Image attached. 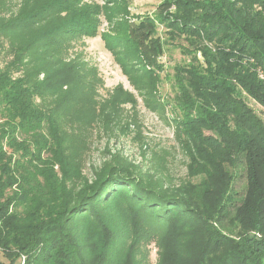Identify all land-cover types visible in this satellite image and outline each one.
Returning a JSON list of instances; mask_svg holds the SVG:
<instances>
[{
  "label": "trees",
  "instance_id": "1",
  "mask_svg": "<svg viewBox=\"0 0 264 264\" xmlns=\"http://www.w3.org/2000/svg\"><path fill=\"white\" fill-rule=\"evenodd\" d=\"M4 4L0 253L8 262L0 264L22 255L18 264H141V245L150 242L157 264H264V120L242 96L264 108L257 75L264 73V0L158 6L159 22L198 38L190 62L177 68L175 93L189 175L198 180L177 189L119 165H103L90 180L83 175L69 129L77 130L72 106L87 86L77 58L66 53L71 33L50 23L61 8L40 0L6 16ZM77 28L72 33L82 37L95 23L84 19ZM123 34L150 74L164 53L156 20L129 22ZM106 41L112 49L118 43ZM237 166L246 178L240 196L232 190Z\"/></svg>",
  "mask_w": 264,
  "mask_h": 264
},
{
  "label": "rangeland",
  "instance_id": "2",
  "mask_svg": "<svg viewBox=\"0 0 264 264\" xmlns=\"http://www.w3.org/2000/svg\"><path fill=\"white\" fill-rule=\"evenodd\" d=\"M4 1L7 10L3 7L1 14L7 16L23 5L34 7L40 0ZM47 1L61 8L50 23L71 33L66 40V53L70 58H77L75 64L82 70L81 82L87 86L84 100L72 106V127L77 130L69 129L70 137L75 139L83 175L90 180L99 168L109 164L151 179L163 189H177L189 181L196 182L198 177L189 175V157L182 146L185 135L178 124L181 116L175 93L176 74L181 73L177 68H185L190 62L192 53L188 50L198 45V38L189 41L186 35L166 26L163 20L159 22L158 6L167 0ZM253 7L262 8L260 4ZM170 11L176 10L172 7L167 14ZM144 16L156 20V35L164 42V53L158 64L151 67L150 74L139 53L122 41L126 25ZM161 17L164 16L160 14ZM84 19L95 23V31L80 37L72 32L79 29ZM116 39L118 43L110 48L106 40ZM196 57L202 63L199 53ZM242 96L264 120V108L247 95L242 93ZM232 171V190L237 196L243 195L245 172L240 166ZM141 247L146 253L138 256L139 262L157 264L154 243ZM124 248L116 242V251ZM0 258L8 262L1 253ZM22 261L20 256L14 264Z\"/></svg>",
  "mask_w": 264,
  "mask_h": 264
},
{
  "label": "built area",
  "instance_id": "3",
  "mask_svg": "<svg viewBox=\"0 0 264 264\" xmlns=\"http://www.w3.org/2000/svg\"><path fill=\"white\" fill-rule=\"evenodd\" d=\"M258 78L263 82L264 84V73L261 70L257 71ZM22 260H24V256L22 255Z\"/></svg>",
  "mask_w": 264,
  "mask_h": 264
}]
</instances>
